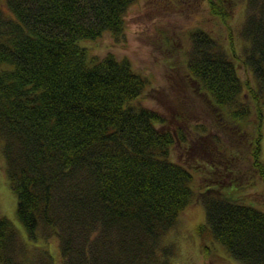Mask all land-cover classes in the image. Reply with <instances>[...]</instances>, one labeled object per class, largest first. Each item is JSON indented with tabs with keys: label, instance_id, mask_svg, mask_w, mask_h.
Segmentation results:
<instances>
[{
	"label": "trees",
	"instance_id": "1",
	"mask_svg": "<svg viewBox=\"0 0 264 264\" xmlns=\"http://www.w3.org/2000/svg\"><path fill=\"white\" fill-rule=\"evenodd\" d=\"M133 1L0 5V146L17 219L29 241L55 237L63 264H169L166 233L200 194L204 238L242 264H264V210L217 190L216 168L237 171L225 144L204 140L203 126L192 144L187 122L175 125L179 112L165 116L135 103L149 82L127 57L90 55L83 44L105 32L121 39ZM225 1L210 0V13L227 16ZM245 1L242 51L232 32L225 44L202 27L190 29L181 73L221 126L227 120L248 133L242 126L253 101L259 120L250 154L264 181V0ZM239 63L252 81L241 78ZM174 145L201 148L195 160L213 169L212 183L195 190L191 165L170 156ZM24 242L1 216L0 264H39L27 258ZM41 258L52 264L50 254Z\"/></svg>",
	"mask_w": 264,
	"mask_h": 264
},
{
	"label": "rangeland",
	"instance_id": "2",
	"mask_svg": "<svg viewBox=\"0 0 264 264\" xmlns=\"http://www.w3.org/2000/svg\"><path fill=\"white\" fill-rule=\"evenodd\" d=\"M209 3L210 0H134L126 12L125 30L121 39L116 40L109 32H105L83 44L88 47L90 55L103 57L111 53L118 59L127 57L133 69L147 77L149 84L135 100L136 104L155 109L165 116L179 112L183 121H177L175 125L184 128L182 125L187 122L190 134L187 129L184 131L188 133L190 142L198 135V132L193 131L204 127L207 136L203 137L204 140L216 139L225 144L228 155L231 156L230 162L237 171L232 175L229 171L216 168L215 171L219 173L217 190L234 201L252 204L264 210V181L258 168L253 166L250 154L251 141L255 135L253 129L259 120L253 101L249 100L252 107L251 118L242 124L248 133L240 125L227 120H223L221 126L217 123L214 112H211L212 105L204 103L200 94L196 93L194 84L181 73V59L190 29L202 27L225 44H228L232 32L236 48L239 52L243 49L240 28L246 15V1H225L223 10L227 14L226 20L225 17L211 14ZM0 5L6 9V0H0ZM238 69L243 80L252 81V74L241 63ZM262 112L260 158L264 165V109ZM195 142L201 145L199 141ZM198 151L194 147L186 150L184 146L174 145L170 156L174 161L191 165L193 187L195 190H202L212 183L213 169L203 165L201 161L196 162ZM221 155L217 151V157ZM232 182H236L233 187L230 186ZM16 204L17 197L7 179L0 146V217L7 216L15 224L25 241L28 259L37 258V262L42 264L41 254H50L52 264H63L55 237H48L46 241L38 239L37 243L28 240L17 219ZM205 211L198 194L167 231L166 241L171 245L169 264H242L219 243L205 239L200 233L199 226L205 221Z\"/></svg>",
	"mask_w": 264,
	"mask_h": 264
}]
</instances>
